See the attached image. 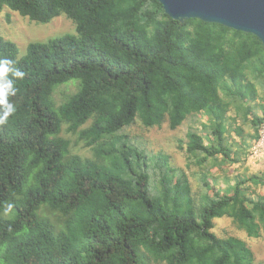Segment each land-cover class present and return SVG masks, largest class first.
Wrapping results in <instances>:
<instances>
[{"label":"trees","instance_id":"trees-1","mask_svg":"<svg viewBox=\"0 0 264 264\" xmlns=\"http://www.w3.org/2000/svg\"><path fill=\"white\" fill-rule=\"evenodd\" d=\"M5 8L41 24L65 15L75 33L31 43L22 57L0 36V58L25 72L10 97L17 111L0 125V264H254L246 243L217 236L213 220L264 239V196L243 187L264 178H239L229 194L202 176L195 194L168 154L122 130L137 121L175 130L202 114L209 137L189 130V157L238 163L250 147L243 126L253 145L264 116L259 39L174 21L156 0H0ZM68 83L75 91L56 106L54 91ZM229 111L240 124H225ZM63 124L91 159L70 153Z\"/></svg>","mask_w":264,"mask_h":264},{"label":"rangeland","instance_id":"rangeland-1","mask_svg":"<svg viewBox=\"0 0 264 264\" xmlns=\"http://www.w3.org/2000/svg\"><path fill=\"white\" fill-rule=\"evenodd\" d=\"M6 16H8V19ZM74 33L75 26L65 15H60L48 23L41 24L29 20L27 17H22L17 12H11L6 8L0 12V36L17 46L18 57H22L26 53L27 46L31 43H43L52 38ZM75 88V84L72 83L56 88L52 96L55 105L61 104L65 96L72 94ZM259 94L256 113L260 115L264 107V92L260 90ZM202 123H206V118L202 114H196L193 117L187 118L175 130H170L167 123H163L160 127L145 128L137 121L133 125L123 129L122 133L128 135L132 143H136L148 151H162L168 154L171 164L185 170L188 174L192 191L195 194L200 192L199 186L201 185L202 176L209 181L212 189L229 194L232 192L231 190L239 178L250 177L252 175L264 178V155L261 154L257 159H253L249 154L253 142L247 138L253 132L249 125L243 126V132L246 136L244 145H250V147L244 154L240 155L238 163L224 162L221 157H218L215 161L209 159L201 165L196 164L195 160L190 158L186 152V134L189 130H195L204 137L203 139L207 143L206 138L209 137V132L202 130ZM232 123L240 124L241 121L235 119L233 111H229L225 124L229 126ZM88 125L89 123L80 129L86 128ZM67 128L68 126L63 124L59 136L69 140L70 153L84 159H91L93 157L91 149L85 147L83 142L78 141L77 133L69 132ZM226 137L230 142H241V139L233 133H231V136ZM243 187L245 194L251 199H256L258 195L264 196V185L254 186L246 183ZM213 223L215 225L213 232L217 236H232L241 239L251 250L254 264H264V239L262 237H248L244 231L236 228L231 219L226 217L215 219Z\"/></svg>","mask_w":264,"mask_h":264},{"label":"water","instance_id":"water-1","mask_svg":"<svg viewBox=\"0 0 264 264\" xmlns=\"http://www.w3.org/2000/svg\"><path fill=\"white\" fill-rule=\"evenodd\" d=\"M174 21L205 23L254 35L264 46V0H156ZM264 127V116L262 120Z\"/></svg>","mask_w":264,"mask_h":264},{"label":"clouds","instance_id":"clouds-1","mask_svg":"<svg viewBox=\"0 0 264 264\" xmlns=\"http://www.w3.org/2000/svg\"><path fill=\"white\" fill-rule=\"evenodd\" d=\"M17 62L9 58H0V125L8 122L17 109L10 97L17 95L15 81L23 80L25 72L16 66Z\"/></svg>","mask_w":264,"mask_h":264},{"label":"built area","instance_id":"built-area-1","mask_svg":"<svg viewBox=\"0 0 264 264\" xmlns=\"http://www.w3.org/2000/svg\"><path fill=\"white\" fill-rule=\"evenodd\" d=\"M261 154L264 155V127L263 125L258 130L257 140L251 148V158L257 159Z\"/></svg>","mask_w":264,"mask_h":264}]
</instances>
